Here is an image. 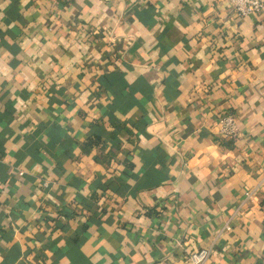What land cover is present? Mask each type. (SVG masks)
Segmentation results:
<instances>
[{
  "label": "crops",
  "instance_id": "crops-1",
  "mask_svg": "<svg viewBox=\"0 0 264 264\" xmlns=\"http://www.w3.org/2000/svg\"><path fill=\"white\" fill-rule=\"evenodd\" d=\"M201 250L264 264V8L0 0V264Z\"/></svg>",
  "mask_w": 264,
  "mask_h": 264
},
{
  "label": "built area",
  "instance_id": "built-area-1",
  "mask_svg": "<svg viewBox=\"0 0 264 264\" xmlns=\"http://www.w3.org/2000/svg\"><path fill=\"white\" fill-rule=\"evenodd\" d=\"M72 1V0H66ZM234 13L239 17L256 15L264 8V0H226ZM238 136L236 118L232 114L221 115L218 119V137L222 139H235ZM47 187V183L43 184ZM210 256L209 250L189 253L187 261L191 264H203Z\"/></svg>",
  "mask_w": 264,
  "mask_h": 264
},
{
  "label": "trees",
  "instance_id": "trees-1",
  "mask_svg": "<svg viewBox=\"0 0 264 264\" xmlns=\"http://www.w3.org/2000/svg\"><path fill=\"white\" fill-rule=\"evenodd\" d=\"M95 140H97V139H95ZM89 142V144H91V143H93V140L92 139H90V140H88ZM127 167L130 169V168H132V165H130V164H127Z\"/></svg>",
  "mask_w": 264,
  "mask_h": 264
}]
</instances>
